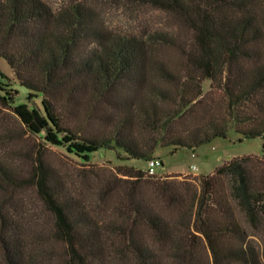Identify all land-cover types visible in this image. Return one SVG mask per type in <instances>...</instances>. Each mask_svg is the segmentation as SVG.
Segmentation results:
<instances>
[{
  "label": "trees",
  "instance_id": "trees-1",
  "mask_svg": "<svg viewBox=\"0 0 264 264\" xmlns=\"http://www.w3.org/2000/svg\"><path fill=\"white\" fill-rule=\"evenodd\" d=\"M104 1L0 0V56L20 86L42 95L40 104H14L0 69V101L42 147L60 146L83 162L99 147L149 159L158 146L227 137L233 125L239 140L262 137L264 154V0H113L162 15L141 33L108 26L98 7ZM161 46L180 50L176 64L155 55ZM61 92L85 103L102 131L66 124L52 99ZM121 169L126 185L101 178L93 193L100 199L118 188L109 217L94 213L93 198L70 189L42 154L29 176L0 159L1 264H111L118 255L127 264H193L203 243L213 264H264V248L243 221L264 231V156L153 180L134 166ZM145 181L153 198L139 191ZM25 184L52 213L50 231L30 233L6 206V193Z\"/></svg>",
  "mask_w": 264,
  "mask_h": 264
},
{
  "label": "rangeland",
  "instance_id": "rangeland-1",
  "mask_svg": "<svg viewBox=\"0 0 264 264\" xmlns=\"http://www.w3.org/2000/svg\"><path fill=\"white\" fill-rule=\"evenodd\" d=\"M56 6L66 0H47ZM103 21L108 26L121 33L151 30L159 25L163 20L162 15L153 9L139 8L137 6H126L113 0H106L98 4ZM170 24L174 21L169 20ZM153 38H150V40ZM189 38H178L187 40ZM155 55L165 57L176 64L180 58V50L174 47H159L154 52ZM0 69L8 75V79H2L7 87L15 90L14 104L33 102L40 104L42 95L36 91H30L18 84L6 61L0 56ZM154 81L158 78L153 77ZM203 90L210 88V80H204ZM31 92V93H30ZM52 99L56 106L60 108L63 120L66 124L81 128L84 132L102 131V126L95 119L94 113L90 114L89 107L85 103H72L63 92L58 93ZM240 133L235 131L233 125L228 130L227 137H213L210 140L194 147H174L173 145L158 146L152 156L162 161V166L154 174L146 172L148 176H162L168 173L179 172L182 174H206L212 172L223 160L233 156L251 154L264 156L262 151V137H248L239 140ZM55 173L65 180L70 189L78 192L84 198L91 200L94 213L104 214L109 217L116 215L114 203L119 198L118 188L112 191H100V199L97 193L98 184L101 178H113L116 176L119 181L114 180L116 185H126L121 178L125 177L120 171L124 166H134L146 171L147 160L143 158L127 157L126 153L120 148L99 147L94 151L88 162H83L80 158L65 151L60 146L47 145L42 147L39 137L32 133L21 122L11 107L0 101V159L8 162L17 170L29 176L36 166V161L41 157ZM195 165V167H193ZM194 181L192 177H188ZM124 180V179H123ZM147 198L155 196L151 181H145L139 190ZM136 193V192H135ZM6 206L11 207L17 215L22 218V222L30 233L48 232L53 228L54 218L50 210L45 206L37 195L32 184H25L13 191L6 193ZM242 217V214L240 215ZM243 221L248 230L253 234V240L264 248L263 228H253L243 217ZM147 234L149 235V231ZM150 238L153 240V237ZM198 249L196 261L193 264H213V256L210 250L204 246ZM56 253H61L60 243H56ZM264 258V253H263ZM127 258L120 255L112 260L111 264H127ZM1 264V259H0Z\"/></svg>",
  "mask_w": 264,
  "mask_h": 264
},
{
  "label": "built area",
  "instance_id": "built-area-1",
  "mask_svg": "<svg viewBox=\"0 0 264 264\" xmlns=\"http://www.w3.org/2000/svg\"><path fill=\"white\" fill-rule=\"evenodd\" d=\"M147 160L146 172L149 174H154L158 171V168L162 166V161L157 157H151ZM195 167V165H193Z\"/></svg>",
  "mask_w": 264,
  "mask_h": 264
},
{
  "label": "crops",
  "instance_id": "crops-1",
  "mask_svg": "<svg viewBox=\"0 0 264 264\" xmlns=\"http://www.w3.org/2000/svg\"><path fill=\"white\" fill-rule=\"evenodd\" d=\"M192 173H194V174H198L197 172H192Z\"/></svg>",
  "mask_w": 264,
  "mask_h": 264
}]
</instances>
